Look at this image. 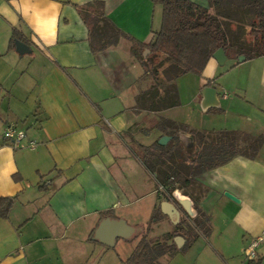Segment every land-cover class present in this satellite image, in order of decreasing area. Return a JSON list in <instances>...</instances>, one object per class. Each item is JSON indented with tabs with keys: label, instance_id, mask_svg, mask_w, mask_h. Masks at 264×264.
Returning a JSON list of instances; mask_svg holds the SVG:
<instances>
[{
	"label": "crops",
	"instance_id": "crops-1",
	"mask_svg": "<svg viewBox=\"0 0 264 264\" xmlns=\"http://www.w3.org/2000/svg\"><path fill=\"white\" fill-rule=\"evenodd\" d=\"M93 1H103L124 39L96 53L77 11ZM161 15L153 0H0V197L16 196L0 217V264H126L143 235L179 249L161 264H249L246 251L261 237L253 260L264 264V143L254 159L237 156L198 176L205 189L198 206L211 230L186 246L177 224L196 215L193 201L189 215L175 194L157 195L151 175L119 142L154 114L198 130H264V57L234 59L226 72H219L225 62L211 58L201 75L192 74V93L180 82L188 74L176 80L178 106L135 108L151 83L130 45L149 44ZM13 30L19 38L9 48ZM206 87L216 91L212 106L204 104ZM189 105L190 118L172 115ZM8 126L25 131L22 147L4 141ZM105 212L133 227L135 238H118L113 247L93 241Z\"/></svg>",
	"mask_w": 264,
	"mask_h": 264
},
{
	"label": "trees",
	"instance_id": "trees-1",
	"mask_svg": "<svg viewBox=\"0 0 264 264\" xmlns=\"http://www.w3.org/2000/svg\"><path fill=\"white\" fill-rule=\"evenodd\" d=\"M153 2L162 8L160 28L149 44L138 43L137 48H131L132 54L140 60L143 76L153 80L135 98V108L139 111L160 112L178 106L176 80L189 73L201 75L219 48L228 59L237 60L241 55L245 61L264 57V0H207V6L190 0ZM77 11L89 31L93 53L115 45L122 36L105 16L103 1L78 6ZM15 38L19 37L13 30L9 48ZM143 50H148L150 55L143 57L140 52ZM208 85L210 82L206 83ZM159 120L161 135L150 145L134 141L129 150L144 169L154 175L157 186L170 195L180 189L193 201L196 215L181 218L177 224L189 246L199 236L208 237L211 225L209 216L198 206L199 195L187 189L199 188L201 195L205 189L197 180L199 175L237 156L254 159L264 143V130L256 135L236 130H198L168 118L159 117ZM182 134L189 135L190 147L181 144ZM164 135L169 136L170 141L158 144ZM15 199L16 196L0 197V217H7ZM101 214L103 218L109 216L108 212ZM134 238L135 235L130 239ZM177 252L179 249L174 243L150 241L143 235L125 263L161 264L159 258L171 257ZM248 261L259 264L255 260Z\"/></svg>",
	"mask_w": 264,
	"mask_h": 264
},
{
	"label": "rangeland",
	"instance_id": "rangeland-1",
	"mask_svg": "<svg viewBox=\"0 0 264 264\" xmlns=\"http://www.w3.org/2000/svg\"><path fill=\"white\" fill-rule=\"evenodd\" d=\"M232 25L234 26L235 24H232ZM246 31H248V28H247ZM119 40H124V39H122L120 37ZM128 44L130 45V43H128ZM130 47L135 48L133 45H130ZM140 52L143 55V57H147L148 55H150V52L148 50H143V51H140ZM136 60H137V62L140 65V60L137 59V58H136ZM234 63H236L234 59H231V58L227 59L225 61L224 65L219 66L220 67L219 68V72H221V71H225L226 72L227 70L231 69V67H232V65H234ZM239 71H240V68H239V70H236V72H234L235 74L231 73L230 76H225L224 80H226V79H228V80L229 79H234V75H236V73H238ZM192 81H193L192 74H188V75L184 76L180 80V82L185 84L187 92L189 94L193 92V85L194 84L192 83ZM149 82L151 83V82H153V80L149 79ZM188 93L187 94L185 93L184 95H186V97H187L189 95ZM193 107H195V106L194 105H189L188 108H186V109L183 108V109H181V110L179 109L177 111L173 110V112H172L173 114L172 115L175 116L176 118H190L187 115L191 114V116H193L192 113H190L191 112L190 110H193ZM197 109H198V107L194 111L198 114L199 111ZM195 112H194V115L196 114ZM196 117L198 118V120L197 119L196 120L198 122H200V124L204 123L203 120H199L200 114L198 116H196ZM159 122H160L159 116H157L155 114L153 116H150V115L144 116L139 122L135 123L132 127H130L126 131L125 135H123L122 139H120L121 141L119 140L120 144H122L123 146H128L129 148L133 146L134 141H138V142H141V143L147 144V145L152 144L161 135V131H160L159 126H158ZM169 141H170V138H169V140L166 143H168ZM180 142L185 147H188V146L190 147V145H191V141L189 140V135H187V134H182L181 135ZM126 150H127V152H129L128 148ZM150 175H151V179H152L151 180L152 188H153L154 192L157 195H160V196H162L163 198H166V199L168 198L170 200H175L174 199V194L176 192H179L184 197L186 196V195H183V192L180 189L174 190L173 193L170 195L164 188H162L161 186H157L156 183H155L154 175L153 174H150ZM187 190L188 191H192L193 194L196 195V196L197 195L200 196L199 188L189 187V189H187ZM158 238H159L158 240H160V239L162 240V238H160V237H158Z\"/></svg>",
	"mask_w": 264,
	"mask_h": 264
},
{
	"label": "water",
	"instance_id": "water-1",
	"mask_svg": "<svg viewBox=\"0 0 264 264\" xmlns=\"http://www.w3.org/2000/svg\"><path fill=\"white\" fill-rule=\"evenodd\" d=\"M212 58H214L218 64L222 65L228 58L225 54V51L222 48L217 49ZM245 57L243 55L238 56V61H243ZM215 89L211 87H206L204 92V98H205V105L212 106L215 104ZM169 136H162L158 140V144L165 145L166 142L169 140ZM225 196L232 199L233 201L237 202V199L233 197L230 193L225 192ZM179 204L183 209L189 214L193 215V210L191 208L192 202L190 199L186 196L183 197V199L178 200ZM170 207L174 209L177 213L178 210L176 207L170 204ZM135 229L131 226H129L123 219H111V218H105L101 220V222L98 224L97 228L94 231L93 239L97 240L102 245H105L107 247H113L115 244L116 239H127L132 236ZM181 241V239H179ZM179 245V243H178Z\"/></svg>",
	"mask_w": 264,
	"mask_h": 264
},
{
	"label": "built area",
	"instance_id": "built-area-1",
	"mask_svg": "<svg viewBox=\"0 0 264 264\" xmlns=\"http://www.w3.org/2000/svg\"><path fill=\"white\" fill-rule=\"evenodd\" d=\"M26 133L23 130L17 129L15 126H8L3 132L4 141L9 144L13 148H20L23 145L24 140L26 139ZM36 146V142L33 140H29L27 143V147L34 148ZM262 240L261 237L256 238L252 241L250 246L246 251V258L253 260L255 257V248L258 243Z\"/></svg>",
	"mask_w": 264,
	"mask_h": 264
},
{
	"label": "bare ground",
	"instance_id": "bare-ground-1",
	"mask_svg": "<svg viewBox=\"0 0 264 264\" xmlns=\"http://www.w3.org/2000/svg\"><path fill=\"white\" fill-rule=\"evenodd\" d=\"M175 195H176L177 197H179L180 199H183V196H182L179 192H176Z\"/></svg>",
	"mask_w": 264,
	"mask_h": 264
}]
</instances>
